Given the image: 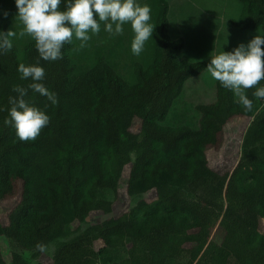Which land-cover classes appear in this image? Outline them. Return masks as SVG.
I'll list each match as a JSON object with an SVG mask.
<instances>
[{
	"label": "trees",
	"instance_id": "obj_1",
	"mask_svg": "<svg viewBox=\"0 0 264 264\" xmlns=\"http://www.w3.org/2000/svg\"><path fill=\"white\" fill-rule=\"evenodd\" d=\"M156 1L153 36L133 65V80L120 64L93 52L105 39L118 53L127 43L131 48L132 40L106 33L103 22L85 47L73 37L63 59L39 60L43 83L58 103L29 89L26 99L47 104L51 117L35 140H20L4 123L9 97L17 95L13 88L30 83L17 68L37 63L35 41L30 37L21 46L12 37V50L0 54V202L20 192L8 223L0 220V236L11 250L8 262L0 248V264H43L39 258L54 244L53 264H264V99L253 96L254 88L245 90L253 101L245 111L218 81L215 101L196 107L197 129L161 125L207 62L179 58L185 42L169 35L167 0ZM239 1L241 14L231 24L264 35V0ZM2 2L0 31H13L16 9ZM237 117L251 119L241 158L232 172L219 174L208 167L207 151L222 145L226 126ZM135 120L141 123L136 132ZM127 166L126 192L134 206L82 230L92 213L111 212ZM151 190L157 194L152 203L144 199ZM217 226L225 232L219 243L211 239Z\"/></svg>",
	"mask_w": 264,
	"mask_h": 264
},
{
	"label": "clouds",
	"instance_id": "obj_2",
	"mask_svg": "<svg viewBox=\"0 0 264 264\" xmlns=\"http://www.w3.org/2000/svg\"><path fill=\"white\" fill-rule=\"evenodd\" d=\"M15 5L16 17L24 26L19 35L30 36L38 53L37 63L18 65L20 79L30 80V83L27 87L17 85L13 88L17 95L9 97L11 107L4 120L22 141L35 140L51 120L46 111L47 104L41 108L26 99L29 89L52 105L58 103L57 95L43 83L46 73L39 60L63 59L62 49L65 44H72L73 37L80 41V47H85L92 35L100 33L101 22L104 31L112 35H122L124 25L130 24L134 33L131 41L134 55H139L153 36L150 5L141 4L139 0H15ZM2 15L7 17L8 12L4 11ZM14 36L16 33L12 30L0 31V54L12 50ZM262 46L264 35L257 34L246 44L240 43L231 51L211 56L207 64L211 77L233 91L245 111L253 108V101L245 90L254 88L253 96L264 99V84H260L264 80ZM37 248L46 251L44 244L38 243Z\"/></svg>",
	"mask_w": 264,
	"mask_h": 264
},
{
	"label": "rangeland",
	"instance_id": "obj_3",
	"mask_svg": "<svg viewBox=\"0 0 264 264\" xmlns=\"http://www.w3.org/2000/svg\"><path fill=\"white\" fill-rule=\"evenodd\" d=\"M139 2L150 5V22L154 26L158 10L157 1L139 0ZM167 3L169 5V35L172 39L182 38L185 42V47L179 54V58L181 59H187L190 62L205 61L208 64L211 56L217 55L222 51H231L240 43L246 44L257 34L263 35L262 30L256 32L240 30L231 24V19H236L241 14L242 3L239 0H167ZM2 5V7L15 8L17 15L18 10L15 5V0H3ZM21 24L22 22L15 16L13 31L16 33V36L13 37V40L23 46L29 40L30 36L27 34L24 36L19 35L23 30ZM123 34L118 35V37L124 36L132 40L134 33L132 32L130 24H127V29ZM106 40L101 45L102 48H93V52L99 51L105 59L120 64L125 76L133 80V65L137 61H142V56L147 52L145 48L139 55H134L131 51L130 44L127 43L126 45L129 48H124L121 54L120 50L118 53L115 48H111V45ZM75 59L78 61L76 63L78 67H83L84 64L78 58ZM217 82L211 77L207 68L199 76L190 78L186 83L183 94L171 108L167 118L161 125L169 127L189 126L197 129L200 113L196 107L199 104H209L215 101ZM235 98L238 100V96L235 95ZM250 121L251 119L247 117H237L226 126L222 145L217 149L207 151L208 167L211 170L219 174H225L235 169L241 158L242 142ZM140 125L141 123L135 120L131 130L134 132L138 131ZM129 171L130 166L125 167L120 188L117 196L114 198L111 212L105 213L98 211L92 213L86 223L81 225L82 230L86 229L89 225L100 223L109 218L119 217L131 210L135 201L126 192V181ZM19 199L20 192L14 198L0 202V220L3 225L8 223L7 215L18 203ZM144 199L152 203L157 199V194L154 190H151L144 195ZM260 230L264 232V218L261 219ZM224 235L223 228L217 226L213 231L211 239L219 243L222 241ZM101 246L102 243H96V248ZM56 247L57 244L52 245L39 258V261L43 264H53ZM0 248L4 258L8 262H11V250L4 236H0ZM122 250L124 257L125 250Z\"/></svg>",
	"mask_w": 264,
	"mask_h": 264
}]
</instances>
